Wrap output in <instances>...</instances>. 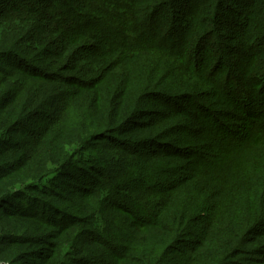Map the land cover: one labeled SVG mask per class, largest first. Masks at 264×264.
Returning <instances> with one entry per match:
<instances>
[{"label":"trees","instance_id":"1","mask_svg":"<svg viewBox=\"0 0 264 264\" xmlns=\"http://www.w3.org/2000/svg\"><path fill=\"white\" fill-rule=\"evenodd\" d=\"M260 105L264 0H0V264H264Z\"/></svg>","mask_w":264,"mask_h":264},{"label":"rangeland","instance_id":"2","mask_svg":"<svg viewBox=\"0 0 264 264\" xmlns=\"http://www.w3.org/2000/svg\"><path fill=\"white\" fill-rule=\"evenodd\" d=\"M38 56H39V55L34 56L33 59H36V58L38 59ZM62 75H64V74L62 73ZM260 106H261V105H260ZM261 107H264V106H261ZM221 121H222V122H226L224 119H221ZM231 123H236V122L231 121ZM238 123H240V122H238ZM234 128H235V127H234ZM236 129H237V128H236Z\"/></svg>","mask_w":264,"mask_h":264}]
</instances>
